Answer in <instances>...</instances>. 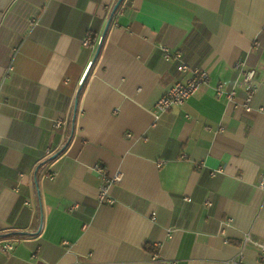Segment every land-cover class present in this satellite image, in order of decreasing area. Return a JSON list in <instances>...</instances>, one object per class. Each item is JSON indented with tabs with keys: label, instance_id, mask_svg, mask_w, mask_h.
<instances>
[{
	"label": "crops",
	"instance_id": "obj_1",
	"mask_svg": "<svg viewBox=\"0 0 264 264\" xmlns=\"http://www.w3.org/2000/svg\"><path fill=\"white\" fill-rule=\"evenodd\" d=\"M117 2L0 0V264H260L264 0ZM161 45L210 78L157 120Z\"/></svg>",
	"mask_w": 264,
	"mask_h": 264
},
{
	"label": "built area",
	"instance_id": "obj_2",
	"mask_svg": "<svg viewBox=\"0 0 264 264\" xmlns=\"http://www.w3.org/2000/svg\"><path fill=\"white\" fill-rule=\"evenodd\" d=\"M88 42V41H87ZM160 49L164 53L165 59L168 61H178L177 69L182 74H188L186 79L177 81L170 89L161 97V99L155 105L154 116L158 120L164 113L172 111L176 108L183 107L192 97H194L200 89L209 82V74L201 68V66H193L184 61L182 54L178 51L172 52L165 45H161ZM237 68L241 74V81L238 86H233L231 89L224 84H219L216 87V96L218 99H228L235 101L238 95V87L243 88L246 92V99L243 104H236V107H242L245 111L250 112L253 110L251 107V101L256 92V86L254 84L256 78V71L246 67L244 60L237 63ZM62 122L59 121L57 126H62ZM130 137V135H128ZM96 171L102 178V186L100 193V201L107 202L109 204H115V201L110 197V188L121 181V175H109L106 167L99 165ZM222 172V170H219ZM54 175L51 174L50 178ZM258 186L264 191V176H261L258 180ZM189 201V199H186ZM67 244V243H65ZM259 247V262L264 264V241L258 244ZM13 250L12 245H4L3 251L10 252Z\"/></svg>",
	"mask_w": 264,
	"mask_h": 264
},
{
	"label": "trees",
	"instance_id": "obj_3",
	"mask_svg": "<svg viewBox=\"0 0 264 264\" xmlns=\"http://www.w3.org/2000/svg\"><path fill=\"white\" fill-rule=\"evenodd\" d=\"M120 0H118V2H119ZM124 1V0H123ZM123 1H122V3H123ZM117 2V3H118ZM116 3V4H117ZM122 3H121V5H122ZM120 5V6H121ZM120 6L118 7V9H116L114 12H117L118 10H119V8H120ZM109 29H110V25H109V28H108V30H107V33H108V31H109ZM107 33H106V35H107ZM72 130H73V126H72ZM73 133H72V131H71V134L70 135H72ZM70 138H71V136H70ZM67 144H68V141L66 142V144L57 152V157L56 158H54V159H50L49 161H53V160H55V159H57L60 155H62V153L66 150V148H67ZM18 235H26V234H22V233H17Z\"/></svg>",
	"mask_w": 264,
	"mask_h": 264
},
{
	"label": "water",
	"instance_id": "obj_4",
	"mask_svg": "<svg viewBox=\"0 0 264 264\" xmlns=\"http://www.w3.org/2000/svg\"><path fill=\"white\" fill-rule=\"evenodd\" d=\"M122 1H123V0H120V1L117 3V5L115 6V10L118 9V7L121 5ZM108 28H109V26L107 27V29H106V31H105V35H106V33H107ZM105 35H104V37H105ZM104 37H103V38H104ZM102 42H103V40H102Z\"/></svg>",
	"mask_w": 264,
	"mask_h": 264
}]
</instances>
